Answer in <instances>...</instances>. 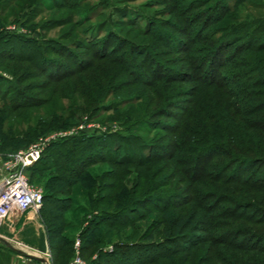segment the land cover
<instances>
[{
    "label": "rangeland",
    "instance_id": "obj_1",
    "mask_svg": "<svg viewBox=\"0 0 264 264\" xmlns=\"http://www.w3.org/2000/svg\"><path fill=\"white\" fill-rule=\"evenodd\" d=\"M73 130L58 143L87 141L66 158L82 174L54 193L29 169L45 202L16 247L49 264L78 241L85 264L264 256V0H0V156Z\"/></svg>",
    "mask_w": 264,
    "mask_h": 264
},
{
    "label": "built area",
    "instance_id": "obj_2",
    "mask_svg": "<svg viewBox=\"0 0 264 264\" xmlns=\"http://www.w3.org/2000/svg\"><path fill=\"white\" fill-rule=\"evenodd\" d=\"M80 130L83 131V128ZM78 132L73 130L50 134L38 139L25 150L7 157L0 156V227L5 223L14 225L23 214L38 212L41 209L44 203L43 193L31 183L28 171L43 158L50 146L65 138L73 137ZM0 237L4 238L1 234ZM80 247L81 242L78 241L77 256L69 264H85L79 254ZM18 256L24 264L36 262L24 255L18 254ZM46 261L49 264L48 260Z\"/></svg>",
    "mask_w": 264,
    "mask_h": 264
},
{
    "label": "trees",
    "instance_id": "obj_3",
    "mask_svg": "<svg viewBox=\"0 0 264 264\" xmlns=\"http://www.w3.org/2000/svg\"><path fill=\"white\" fill-rule=\"evenodd\" d=\"M86 140L85 139H82V138H79V139H71V140H68L64 143H62L61 145H59L60 143H56L51 147H54V146H57V149L55 150V158H53L51 161L47 160L46 159V162H43V159H44V156L47 152H45L43 158L34 166L36 167H40V175L42 176V173L43 172H49V175L50 176V181L49 183L47 184V189L50 190L51 192H60L61 190H57L55 188V186L57 184L61 182H67V183H71V181H69V178L70 175H75V176H80L82 174V172H77V169L75 167H72V166H69L68 163H67V160L66 158H75L77 156H79L81 153H82V150L83 148L85 147L86 145ZM49 149V148H48ZM81 149V150H80ZM93 158H91V156H88L86 157V160L88 161H91ZM45 161V160H44ZM84 165V164H83ZM85 166V165H84ZM83 166V167H84ZM59 169H63V170H66L68 172V175H57L56 172H54L53 170L56 169L58 170ZM43 178V176H42ZM48 197V196H47ZM46 197V198H47ZM49 200L48 202H50V205L55 209H61V207H59L57 204V199L53 198L52 195H50L49 197ZM44 202H45V197H44ZM44 204V203H43ZM66 211L68 210H71L72 206H66L64 207ZM117 215L114 214L112 215V217H108L107 219L109 220H112L116 217ZM195 214H192V215H189L186 219L182 220V221H179L176 226H175V230H176V233H178L177 237L179 241H184V244L182 245L181 249L182 250H187L188 248L189 249H192L194 248L191 243V240L189 239V236L191 235L190 233H181L182 230H189L191 228H193L192 226V223H193V220L195 218ZM93 226H96V228L100 229L102 228L103 226H107L108 225H104V224H100V223H94ZM110 226V225H109ZM89 232V231H86V233ZM96 233V232H94ZM191 233H194V232H191ZM88 234H86L87 236ZM174 238L173 241H172V244H174L177 239ZM147 241H152L154 240L153 236H149L147 239ZM66 246V245H65ZM236 248H239L242 249L243 246H237L235 245ZM196 247V246H195ZM246 247H244V249L242 250H245ZM255 250H260L262 252H264V246H262L261 248L260 247H255L254 248ZM59 252L60 254H63L64 252V246L62 245L60 248H59ZM182 251H180V248H175V249H168L167 250V254L166 256H163V253H159L157 256H150L149 254H144L142 256L144 257H139L137 259H135L134 261H132L131 259H129V262H126L124 260L121 261L122 264H156L157 261L161 260V258H168L169 256L170 257H174V256H177L178 254H180ZM217 256V255H216ZM144 258V260H142ZM219 260V258H217ZM231 261L230 262H224V264H248L244 259L243 257H239L234 255V259H233V256L232 258H230ZM216 260V257L215 256H212L210 258V260H208L210 264H215L214 261ZM188 262L186 261V263H183V264H187ZM251 264H264V256H260L258 260H255L254 262H252Z\"/></svg>",
    "mask_w": 264,
    "mask_h": 264
},
{
    "label": "crops",
    "instance_id": "obj_4",
    "mask_svg": "<svg viewBox=\"0 0 264 264\" xmlns=\"http://www.w3.org/2000/svg\"><path fill=\"white\" fill-rule=\"evenodd\" d=\"M31 213H33V212H28V213H25L22 216H20L16 220L14 225H10L9 223L3 224L0 227V234L5 239H8L9 241H11L13 243L24 245L25 243L23 244V243L19 242L20 241L19 238H20L21 234L24 233L27 226H29L30 224H33L34 220L29 217ZM6 226H9V229H10L8 231L9 233L3 232V230H5L4 227H6ZM21 237H22V239H24L23 236H21ZM27 247H31V246L27 245ZM32 247H34V249L36 248L33 245H32ZM0 264H24V263H23L22 259L19 258L18 253L12 251L8 247H6L4 244L3 245L0 244ZM30 264H36V263L31 262Z\"/></svg>",
    "mask_w": 264,
    "mask_h": 264
},
{
    "label": "water",
    "instance_id": "obj_5",
    "mask_svg": "<svg viewBox=\"0 0 264 264\" xmlns=\"http://www.w3.org/2000/svg\"><path fill=\"white\" fill-rule=\"evenodd\" d=\"M0 242L3 243L6 247H8L9 249H11L12 251L18 253V254H21V255H24L36 262H39V263H44V264H48L47 261L40 257V256H35V255H32V254H28L26 253L25 251L19 249L18 247H16L13 243H11L10 241H8L7 239H4L2 237H0Z\"/></svg>",
    "mask_w": 264,
    "mask_h": 264
},
{
    "label": "bare ground",
    "instance_id": "obj_6",
    "mask_svg": "<svg viewBox=\"0 0 264 264\" xmlns=\"http://www.w3.org/2000/svg\"><path fill=\"white\" fill-rule=\"evenodd\" d=\"M18 248H19V249H22V250H23V251H25L26 253L33 254V253L29 252L28 250H26V249L22 248L21 246H18ZM33 255H35V254H33Z\"/></svg>",
    "mask_w": 264,
    "mask_h": 264
}]
</instances>
